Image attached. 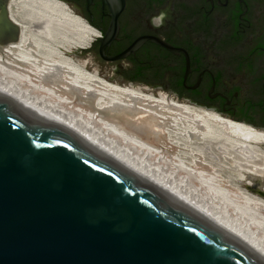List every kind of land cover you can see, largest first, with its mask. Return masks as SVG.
Returning a JSON list of instances; mask_svg holds the SVG:
<instances>
[{
    "label": "water",
    "instance_id": "obj_1",
    "mask_svg": "<svg viewBox=\"0 0 264 264\" xmlns=\"http://www.w3.org/2000/svg\"><path fill=\"white\" fill-rule=\"evenodd\" d=\"M101 2L112 22L99 54L105 61L123 58L130 49L116 58L103 50L125 2ZM92 3L86 0L87 10ZM147 39L162 44L141 38L135 45ZM89 49L65 56L76 62ZM90 55L99 77L126 82L123 75L106 77L108 65L98 67ZM153 88L176 95L168 84ZM0 264L252 263L99 161L0 106Z\"/></svg>",
    "mask_w": 264,
    "mask_h": 264
},
{
    "label": "bare ground",
    "instance_id": "obj_2",
    "mask_svg": "<svg viewBox=\"0 0 264 264\" xmlns=\"http://www.w3.org/2000/svg\"><path fill=\"white\" fill-rule=\"evenodd\" d=\"M18 12L38 15L40 19L34 23L44 25L45 28H40V31L45 34H48V20L54 15H61L69 27L78 30L84 37V40L77 46L81 50L87 49L90 43L99 37L98 32L84 19L57 0H0V28L4 35L13 30L18 33V36H22V25L15 19ZM30 66L29 70L34 71ZM0 71L4 72L1 69ZM14 75H9L7 85L0 80L1 107L99 161L230 247L252 264H264V198L239 195L241 198L237 197L236 200L240 201L231 200L232 197L230 198L217 182L210 180L202 183V190L207 195L198 197L199 202L202 201L201 204L194 199L187 201V198L173 194L159 185L160 183L152 180L149 175L138 171L139 169L134 167L132 162H128L129 160H123L112 151L104 150L106 148L100 144L87 139L85 136L87 134L83 135L81 131L76 133L74 131L76 129L72 128L73 125L58 113L59 110L67 113L70 109V105L63 100L64 98H57L50 92L46 93L41 87H33L35 85L29 80H24V77ZM73 75H76V78L66 82L73 90L83 95L85 92L87 94L89 87H93L94 90L89 93L94 105L98 104L105 112L132 120L129 123L132 122L131 124L142 133L147 134L150 131L148 124L150 120L163 126L173 125L181 131L184 128L187 134L198 140L202 139L207 147L224 155L226 163L238 168L242 177L246 178L256 173L264 179V130L177 100L161 91L155 93L147 87L120 85L115 81L108 82L99 77L97 71L87 72L86 77L81 79L80 75ZM82 106L87 105L82 103ZM72 112L75 117L83 121L101 124L98 117L95 118V114L91 117L89 113V115L87 113L83 115ZM132 125L130 126L134 128ZM125 140L132 147L138 148L133 140ZM263 190L260 189L262 194H264ZM201 206H205L204 209L208 214L202 212ZM212 213L216 218L220 216L219 218L228 219V224L225 225L224 223L227 222H222L220 219L218 221L214 219L210 216Z\"/></svg>",
    "mask_w": 264,
    "mask_h": 264
},
{
    "label": "flooded vegetation",
    "instance_id": "obj_3",
    "mask_svg": "<svg viewBox=\"0 0 264 264\" xmlns=\"http://www.w3.org/2000/svg\"><path fill=\"white\" fill-rule=\"evenodd\" d=\"M64 1L98 32L89 49L98 67L107 64L111 74L141 87L168 84L180 101L264 127V0H124L103 54L116 58L130 50L110 61L99 54L112 22L109 7L101 0L88 10L86 0ZM161 12L168 17L154 28L151 19ZM141 38L162 44L135 45Z\"/></svg>",
    "mask_w": 264,
    "mask_h": 264
},
{
    "label": "rangeland",
    "instance_id": "obj_4",
    "mask_svg": "<svg viewBox=\"0 0 264 264\" xmlns=\"http://www.w3.org/2000/svg\"><path fill=\"white\" fill-rule=\"evenodd\" d=\"M15 19L22 25V36H18V33L13 30L4 35L0 28V69L4 71H0L1 82L7 85L11 74H15L16 77L29 80L35 85L33 87H41L46 93L50 92L57 98H64L63 100L70 105L71 110L69 109L67 113L59 110L58 113L73 125L72 128L76 129L74 130L76 133L81 131L83 135L87 134L85 135L87 139L100 144L106 148H103L104 150L112 151L117 157L129 160L128 162H132L131 164L137 167L138 171L149 175L152 180L160 183L159 185L173 194L187 198V201L194 199L198 203V197L207 195L202 190V183L210 180L217 182L218 186L224 189L230 198L232 197L231 200L245 195L264 198L258 195L260 189H264V179L261 175L254 173L246 178L242 177L238 168L226 163L224 155L207 147L202 139L198 140L187 134L184 128L181 131L173 125L163 126L150 120L148 123L150 131L144 134L132 125V122L129 123L132 120L105 112L98 104L95 106L89 93L94 90L93 87H89L87 94L85 92L83 95L73 90L68 85L69 83H66L76 78L73 74L80 75L81 79L86 77L87 72L97 71L98 74V70L90 52L85 53L84 59L75 58L76 62L72 59L73 55L65 56V53L70 54L73 50L79 49L77 46L84 40V37L78 30L69 27L61 15H54L48 20V34L40 31V28H45L44 25L34 23L40 19L35 13L18 12ZM90 47L91 44L87 49ZM80 52L78 51L79 55ZM27 61L31 66L27 64ZM29 66L34 71L29 70ZM112 75L106 72V77L111 78ZM119 84L137 85L127 82ZM147 88L155 93L164 92L179 100L178 96L171 93L153 87ZM82 103L88 107L82 106ZM72 111L83 115L89 113L91 117L95 114V118L98 117L101 124L83 121L75 117ZM125 139L133 140L138 148L132 147ZM259 181L262 185L258 184ZM199 203L201 204L202 201ZM204 207L200 208L203 213H207ZM213 215L214 213L210 214L217 221L220 219L222 222H227L224 223L225 225L228 224V219L219 218L220 216L216 218Z\"/></svg>",
    "mask_w": 264,
    "mask_h": 264
},
{
    "label": "clouds",
    "instance_id": "obj_5",
    "mask_svg": "<svg viewBox=\"0 0 264 264\" xmlns=\"http://www.w3.org/2000/svg\"><path fill=\"white\" fill-rule=\"evenodd\" d=\"M167 12H161L159 15L152 17L151 23L154 28H160L163 26L164 21L167 19Z\"/></svg>",
    "mask_w": 264,
    "mask_h": 264
}]
</instances>
